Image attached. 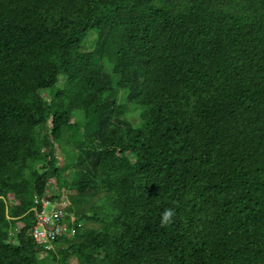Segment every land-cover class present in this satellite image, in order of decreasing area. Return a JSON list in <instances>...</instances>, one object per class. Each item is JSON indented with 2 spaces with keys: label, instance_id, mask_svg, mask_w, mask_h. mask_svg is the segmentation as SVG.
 Instances as JSON below:
<instances>
[{
  "label": "trees",
  "instance_id": "1",
  "mask_svg": "<svg viewBox=\"0 0 264 264\" xmlns=\"http://www.w3.org/2000/svg\"><path fill=\"white\" fill-rule=\"evenodd\" d=\"M71 258L264 264V0H0V264Z\"/></svg>",
  "mask_w": 264,
  "mask_h": 264
},
{
  "label": "built area",
  "instance_id": "2",
  "mask_svg": "<svg viewBox=\"0 0 264 264\" xmlns=\"http://www.w3.org/2000/svg\"><path fill=\"white\" fill-rule=\"evenodd\" d=\"M33 201L32 212L34 219L29 235L36 244L43 245L44 248H50L52 242L59 237L74 234V228L68 227L66 224L67 219L64 207L67 205V201L65 199L53 200L49 196L40 198L34 196ZM49 204H51L50 208H48ZM69 218L71 220L74 219L72 216ZM17 228L15 227L14 230Z\"/></svg>",
  "mask_w": 264,
  "mask_h": 264
},
{
  "label": "rangeland",
  "instance_id": "3",
  "mask_svg": "<svg viewBox=\"0 0 264 264\" xmlns=\"http://www.w3.org/2000/svg\"><path fill=\"white\" fill-rule=\"evenodd\" d=\"M92 38H93V35H91L89 38H87V40H85V45H84V49L85 50H90L93 46V42H92ZM80 114V113H78ZM57 155H58V158H59V162L62 161V154L57 151ZM65 173L64 174H68V168L64 171ZM55 186V185H54ZM51 193H56L55 189L51 187V185H47V195H50ZM61 198L65 199L64 198V194L60 196ZM66 200V199H65ZM67 201V200H66ZM51 204L48 205V208H50ZM88 225L92 224V223H87ZM71 263L72 264H75L73 262V259L71 258Z\"/></svg>",
  "mask_w": 264,
  "mask_h": 264
},
{
  "label": "clouds",
  "instance_id": "4",
  "mask_svg": "<svg viewBox=\"0 0 264 264\" xmlns=\"http://www.w3.org/2000/svg\"><path fill=\"white\" fill-rule=\"evenodd\" d=\"M173 217H174V210L173 209L168 208V209L164 210L160 216V225L162 227L167 225L168 223H170L172 221Z\"/></svg>",
  "mask_w": 264,
  "mask_h": 264
}]
</instances>
